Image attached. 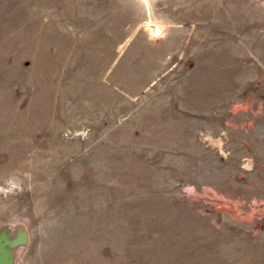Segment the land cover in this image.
I'll list each match as a JSON object with an SVG mask.
<instances>
[{
	"label": "rangeland",
	"instance_id": "rangeland-1",
	"mask_svg": "<svg viewBox=\"0 0 264 264\" xmlns=\"http://www.w3.org/2000/svg\"><path fill=\"white\" fill-rule=\"evenodd\" d=\"M0 264H264V0H0Z\"/></svg>",
	"mask_w": 264,
	"mask_h": 264
}]
</instances>
